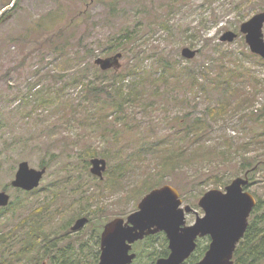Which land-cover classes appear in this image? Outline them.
Segmentation results:
<instances>
[{"label": "rangeland", "instance_id": "rangeland-1", "mask_svg": "<svg viewBox=\"0 0 264 264\" xmlns=\"http://www.w3.org/2000/svg\"><path fill=\"white\" fill-rule=\"evenodd\" d=\"M262 12L264 0H0V192L6 191L14 204L0 213V261L21 246L28 226L14 229L28 217L30 224L41 222L52 245L68 252L67 260L89 264L93 228L134 212L152 189L175 188L193 209L187 217L191 223L203 216L197 203L206 192L223 191L242 177L243 162L264 163V137L256 138L263 124L243 119L249 109L237 105L225 115L216 112V119L206 118L211 129L203 136L206 148L219 147L229 157L208 154L147 191L157 180L151 173L156 151L165 146L161 142L183 137L187 122L204 118L208 107H217L221 99L236 105L245 94L249 100L243 104L251 100L258 113L264 112V60L251 56L240 33L242 23ZM227 31L237 35L231 43L220 41ZM121 35L129 38L107 51ZM184 48L195 51V57L184 58ZM117 54V65L109 70L95 64ZM165 67L166 83L159 82L155 93L146 82L142 101L147 106L129 107L128 122L117 119L121 114L105 118L111 112L102 102L106 93L95 102L86 97V85L101 90L131 69L158 76ZM179 71L189 76L180 78ZM94 158L106 161L103 179L89 171ZM23 161L36 170L46 166L29 195L11 186ZM250 181L248 192L264 204V166ZM36 210L40 214L34 217ZM81 216L88 223L71 233ZM35 254L33 249L21 260L6 259L10 264L49 263L54 252Z\"/></svg>", "mask_w": 264, "mask_h": 264}, {"label": "water", "instance_id": "water-1", "mask_svg": "<svg viewBox=\"0 0 264 264\" xmlns=\"http://www.w3.org/2000/svg\"><path fill=\"white\" fill-rule=\"evenodd\" d=\"M264 12L258 13L240 26V33L245 37V43L252 54L264 59ZM237 35L231 31L225 32L221 42L231 43ZM186 59H193L195 51L184 48L181 52ZM120 55L109 59H96L95 64L101 70H109L117 65ZM90 173L103 179L106 161L99 158L90 160ZM46 168L32 169L27 162L18 165L11 186L25 192L36 189ZM249 184L248 172L243 177L235 178L223 191L212 189L206 192L198 201L203 216L196 217L192 226H185V214L193 210L186 206L181 208L182 201L178 191L164 185L152 189L142 197L137 205V211L127 218L129 226L122 225L121 219L109 222L101 235L102 254L99 264H130L133 255H128L129 246L125 241L133 243L145 235L164 231L170 241L171 254L159 259L156 264H183L196 248V239L208 236L209 248L203 258L195 264H233V255L239 241L248 227V218L256 201L252 194L244 188ZM10 196L0 192V208L7 207ZM87 219H78L72 231H77L86 224ZM45 264V263H42Z\"/></svg>", "mask_w": 264, "mask_h": 264}, {"label": "trees", "instance_id": "trees-1", "mask_svg": "<svg viewBox=\"0 0 264 264\" xmlns=\"http://www.w3.org/2000/svg\"><path fill=\"white\" fill-rule=\"evenodd\" d=\"M128 38L129 35L118 36L117 39H115V41H117V44H114V42L111 41L107 51L111 52L113 49H115L114 48L115 46H120L119 42L122 43L126 42ZM251 56L257 58L260 61H263L261 58L255 55L251 54ZM131 70L132 71L127 72L126 77L124 76L121 77L119 81L117 80L118 83L112 82L111 85L102 86L101 90L97 89L96 87L91 88L88 85L85 86L86 97H88V99L91 100V102H95L96 100H98L100 98L101 93H106L105 98L102 99V102L106 110L109 108L111 111L107 115V117H105L106 119H108L112 115L121 114L117 119L119 120L120 118H123L125 122L126 121L128 122V120L130 119L128 115L129 113L131 114L129 107L139 105L142 107V109H144V107L147 106L146 104L144 105L145 102L142 101L143 97L146 95V82L150 81L152 83V87L155 86L154 89L155 93H158L159 89H161L158 83L161 81L163 82L165 81L166 83L167 77H169L167 75V70H168L167 67L163 68L162 71L159 72L158 76L151 73L145 75V71H142V73L140 74L138 73L137 69L136 70L131 69ZM188 73L189 71H185V72L179 71L178 76L181 78V76H185ZM136 75L139 76L138 77L139 80L136 81L134 78L132 81L125 83L127 77L130 76L136 77ZM193 79H194L193 84H195L194 82H196L197 78L195 79V77H193ZM254 82L255 84H258V81L255 78H254ZM226 83L229 84L228 81ZM204 88L206 89L205 86L202 89L204 90ZM232 90L236 93L238 92L237 89L233 88ZM41 97L45 99L43 95ZM246 97L247 96L243 94L241 98L242 100L245 101L248 98ZM239 101L240 100L238 101L236 100L237 104L232 105L230 101L221 99L217 107H213V108L208 107L206 109V111L204 112L206 115H203L204 118L187 122V124L183 127L182 131H180V133H184L182 134L183 137H180L178 139L173 138V140H171L172 138L170 139L168 137L167 141L165 140L161 142V144L163 143L165 146L162 149L159 150L156 149L157 156L153 155L154 157L156 156V165L152 168V173H151V175L156 177L157 180L155 181V183L153 182V185L150 184L147 187V191H149L154 187L159 186L162 180L167 175L170 174L176 175L186 165L197 163L198 161H204L205 159L203 158H206V155L208 154H210L211 156H215V158L222 157L226 159L227 157H229V152L226 151L223 152V150H221L219 147L206 148V142H204L203 140V136L209 131L207 129H211V126L208 123L209 121H207L206 118L211 117L212 119H216L217 118V116L215 115L216 112H219V115H225L236 109L237 105L238 106L241 105L244 107V111L246 108L249 109V112H243V115H241L243 119H248L252 122L263 124L264 127V112L260 111L258 113L254 109V106H252L251 100L250 103L245 102L244 104H243L244 101H240L242 103H240ZM100 122L104 123L103 119H100ZM105 124L109 125L107 122ZM108 130H109L108 128L106 127L104 128V131H108ZM263 137H264V129L262 130V133L258 134L256 138L260 139L261 141ZM200 138H202V142H200ZM191 139L192 140L195 139L193 144L190 143L188 145L182 144L183 142L186 143L190 142ZM262 143L264 144V141ZM158 144L160 143H157L156 145L148 146V150L153 151L158 146ZM227 148L230 151L231 149L230 143H227ZM261 164L262 161L259 160L254 164L245 161L242 163V166L245 172L249 171L251 177V175L259 171V169L263 165ZM45 167H46L45 164L41 165V168H45ZM218 183H220V181L215 182L214 183L215 186H218ZM20 192L24 195L30 194V192H23V191ZM32 192L34 191H31V193ZM13 205L14 204L10 203L7 208L1 209L0 213L9 210ZM37 215L38 213L34 214V217H37ZM26 219L21 221L19 223V226H16L14 229L15 231H17L26 225L28 226L26 237L24 239H21L22 242L21 246L19 247L18 250H14V249H12V251L9 250L8 254H6L5 256V259L0 261V264H10L11 262L6 259L7 257L10 260L12 259H14L15 261L21 260V258H25L27 255H30V253L33 252V249L36 252L34 256H36L39 253V250L44 249L47 251H54V254L51 255V264H75L74 262H71L70 260H67L65 258L66 257L65 254L68 253L67 251H63L61 248L56 247L57 244L52 245L53 239L47 237L46 230L44 229L45 227L41 226V222L30 224L29 223L30 218L27 217ZM36 225H38V227ZM2 238L3 236L0 235V239ZM203 253H204L203 250L196 251L183 264H194L203 256ZM83 263L86 264L85 262ZM90 264H94L93 257H92V262ZM233 264H264V204L263 202L257 201L256 206L253 208L249 216L248 227L244 233L243 238L240 240L234 252Z\"/></svg>", "mask_w": 264, "mask_h": 264}, {"label": "flooded vegetation", "instance_id": "flooded-vegetation-1", "mask_svg": "<svg viewBox=\"0 0 264 264\" xmlns=\"http://www.w3.org/2000/svg\"><path fill=\"white\" fill-rule=\"evenodd\" d=\"M262 164L261 165L264 166L263 162H262ZM246 172H249V171H246ZM245 173H244V175H245ZM250 178L251 177H250V173H249L248 174L249 185H248L247 188H249V186L251 185ZM247 188L245 190H248ZM255 200H256V198H255ZM256 204H257V200H256ZM186 206L187 205H184L183 201H182V204H181L180 207L181 208H185ZM46 210H48V209H46ZM135 211H137V206H136V209L134 210V212ZM36 213L40 214V211L33 212V214H36ZM190 213L185 214V226H192L194 224V222H195V221L191 222V223L187 222V217L189 216ZM130 214H128L126 216L121 215V216L116 217L114 219H121L123 221V223H122L123 227L127 226V225L129 226L127 218L129 217ZM81 218H86L87 219L86 224L88 223L89 219L87 217L81 216V217L77 218L74 221V223L70 226L71 233H73V234L74 233L75 234L79 233L83 229V227H85L86 224H84V226L82 228H80L79 230L72 231V227L74 226L75 222L78 219H81ZM114 219H112V220H114ZM112 220H109L107 222L102 221L99 225H97L96 227L93 228V232H95L94 235L96 236V238L94 239V246L92 245V248L94 250L93 251H89V252H91L92 255H93L92 257H93V263L94 264H99V262H100V256L102 254L101 235H102V233L104 231V227L109 222H111ZM195 220H196V218H195ZM209 244H210V238L208 236L203 237V238H197L196 239V248H195L193 254L196 251H199V250L202 251L203 250L204 251L203 256H204L206 251L209 248ZM125 245L130 247L128 249V255H133L134 256L130 264H156L159 259L167 258L171 254L170 241H169V239L167 237V234L164 231H159V232H156V233H153V234L145 235L142 239L136 240L133 243L125 241ZM68 248H69V246H68ZM63 251H65V249H63ZM52 252H54V251H52ZM203 256L201 258H203ZM49 259H50L49 263L47 261H42L39 264H42V263L51 264V255H50ZM198 261H196V262H198ZM89 264H90V262H89Z\"/></svg>", "mask_w": 264, "mask_h": 264}]
</instances>
